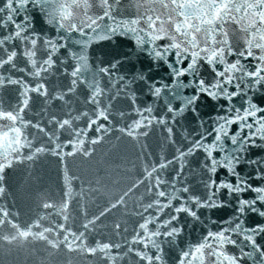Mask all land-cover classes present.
<instances>
[{"label": "snow or ice", "instance_id": "obj_1", "mask_svg": "<svg viewBox=\"0 0 264 264\" xmlns=\"http://www.w3.org/2000/svg\"><path fill=\"white\" fill-rule=\"evenodd\" d=\"M0 264H264V0H0Z\"/></svg>", "mask_w": 264, "mask_h": 264}, {"label": "water", "instance_id": "obj_2", "mask_svg": "<svg viewBox=\"0 0 264 264\" xmlns=\"http://www.w3.org/2000/svg\"><path fill=\"white\" fill-rule=\"evenodd\" d=\"M123 149L126 150L123 146H121V149H119L118 152L122 153L123 151H121V150H123ZM123 153H125V151ZM126 154H127V152H126ZM117 157H118V153H117V151H114L113 154L110 157L105 158L106 159V164L102 163L101 167L108 166V165H111V166L114 167L117 164H121L123 161H120V162L114 161ZM129 158H131V157H129ZM98 159H100V158L98 157ZM49 163L50 162H45L43 164L45 170H38L39 174L43 177V182L46 185L49 184L50 180H54L55 176H56V171L54 173L52 172ZM46 185H44V186H46Z\"/></svg>", "mask_w": 264, "mask_h": 264}]
</instances>
